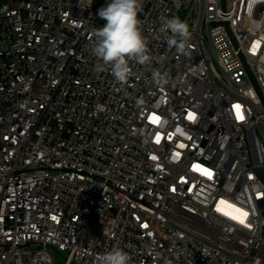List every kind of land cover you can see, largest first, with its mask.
I'll return each instance as SVG.
<instances>
[{
  "label": "built area",
  "instance_id": "obj_1",
  "mask_svg": "<svg viewBox=\"0 0 264 264\" xmlns=\"http://www.w3.org/2000/svg\"><path fill=\"white\" fill-rule=\"evenodd\" d=\"M108 2L0 0V264L114 247L130 264H264V0H143L152 61L126 86L93 72ZM173 16L187 54L161 32Z\"/></svg>",
  "mask_w": 264,
  "mask_h": 264
},
{
  "label": "clouds",
  "instance_id": "obj_2",
  "mask_svg": "<svg viewBox=\"0 0 264 264\" xmlns=\"http://www.w3.org/2000/svg\"><path fill=\"white\" fill-rule=\"evenodd\" d=\"M142 6L143 0H109L106 6L98 10V16L105 23L100 28L92 29L90 53L96 60L93 72H110L121 86L128 85L134 75L132 62L146 66L152 61L148 40L142 34L138 19ZM161 22V32L165 34L168 47L187 54L192 38L187 22L178 16L162 18ZM152 80L161 87L168 83L167 74L159 70H153ZM96 260L97 264H130L131 257L123 249L114 247L97 256Z\"/></svg>",
  "mask_w": 264,
  "mask_h": 264
},
{
  "label": "snow or ice",
  "instance_id": "obj_3",
  "mask_svg": "<svg viewBox=\"0 0 264 264\" xmlns=\"http://www.w3.org/2000/svg\"><path fill=\"white\" fill-rule=\"evenodd\" d=\"M236 108H237V112H238V118H239V119H243V115L239 113V106L237 105ZM158 119H159L158 117L155 118V119L153 120V122H158ZM206 174H208V173H206ZM209 175H210V174H209ZM246 217H247V213H242L240 217H235V216H234L233 219H238L240 223H244Z\"/></svg>",
  "mask_w": 264,
  "mask_h": 264
},
{
  "label": "rangeland",
  "instance_id": "obj_4",
  "mask_svg": "<svg viewBox=\"0 0 264 264\" xmlns=\"http://www.w3.org/2000/svg\"><path fill=\"white\" fill-rule=\"evenodd\" d=\"M53 258H54L55 264H63L64 263L63 253L54 252Z\"/></svg>",
  "mask_w": 264,
  "mask_h": 264
}]
</instances>
